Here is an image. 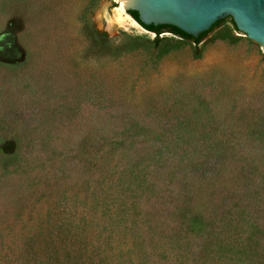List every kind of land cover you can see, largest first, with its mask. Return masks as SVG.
<instances>
[{
  "label": "rangeland",
  "instance_id": "obj_1",
  "mask_svg": "<svg viewBox=\"0 0 264 264\" xmlns=\"http://www.w3.org/2000/svg\"><path fill=\"white\" fill-rule=\"evenodd\" d=\"M134 20L121 0H0V227L25 232L65 196L99 217L107 195L114 216L135 201L146 235L183 221L200 251L222 202L205 185L175 221L159 188L181 205L229 141L264 139V52L205 37L196 58L164 32L181 46L161 56Z\"/></svg>",
  "mask_w": 264,
  "mask_h": 264
},
{
  "label": "trees",
  "instance_id": "obj_2",
  "mask_svg": "<svg viewBox=\"0 0 264 264\" xmlns=\"http://www.w3.org/2000/svg\"><path fill=\"white\" fill-rule=\"evenodd\" d=\"M128 12L156 34L155 43L166 41L161 56L181 46L180 41L161 38L164 32H171L182 41L192 40L196 44V58L201 57V48L197 45L226 20L231 21L233 28L224 27L213 39L233 43L241 39L231 17L217 21L196 38L173 25H146L137 11ZM196 178L200 181L196 182ZM196 178L187 184V195L181 205L173 202L170 183L159 190L160 205H165L160 210L171 212L175 221L186 219L197 210L196 201L201 202L200 190L205 185L211 196L222 202L220 215L216 214L210 222L207 219L209 229L199 252H195L199 247L196 243L184 248L185 243L179 236L183 221L177 226L168 225L161 215L155 219V234L149 236L141 231L135 201L127 208V214L114 216L109 205H105V195L97 217L77 202V196L72 203L65 196L45 218L25 232L0 227V264H264V139L245 138L239 140L238 145L229 141L216 155L214 165L202 169ZM198 222L193 220V224ZM121 226L124 230L116 231ZM163 226H168V231ZM158 230L165 232L167 245L158 237L153 241ZM117 234H123L126 241ZM172 250L177 252L171 255Z\"/></svg>",
  "mask_w": 264,
  "mask_h": 264
},
{
  "label": "water",
  "instance_id": "obj_3",
  "mask_svg": "<svg viewBox=\"0 0 264 264\" xmlns=\"http://www.w3.org/2000/svg\"><path fill=\"white\" fill-rule=\"evenodd\" d=\"M122 6L137 11L146 25H173L196 38L217 21L231 17L241 39L236 43L217 40L264 52V0H123ZM103 22L107 24V19ZM134 24L141 25L136 19ZM224 27L233 28V24L226 20L206 37L213 38Z\"/></svg>",
  "mask_w": 264,
  "mask_h": 264
},
{
  "label": "bare ground",
  "instance_id": "obj_4",
  "mask_svg": "<svg viewBox=\"0 0 264 264\" xmlns=\"http://www.w3.org/2000/svg\"><path fill=\"white\" fill-rule=\"evenodd\" d=\"M121 5H123V0L121 1Z\"/></svg>",
  "mask_w": 264,
  "mask_h": 264
}]
</instances>
